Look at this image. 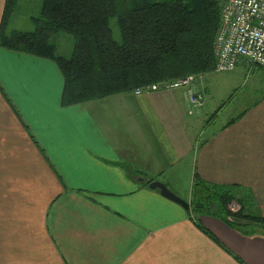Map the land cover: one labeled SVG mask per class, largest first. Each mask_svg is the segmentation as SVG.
Here are the masks:
<instances>
[{"label": "crops", "instance_id": "0c3cea01", "mask_svg": "<svg viewBox=\"0 0 264 264\" xmlns=\"http://www.w3.org/2000/svg\"><path fill=\"white\" fill-rule=\"evenodd\" d=\"M221 73L195 114L184 89L63 107L54 61L0 46V264H264L263 230L194 217L149 185H240L264 216V68ZM216 92L218 126L205 116Z\"/></svg>", "mask_w": 264, "mask_h": 264}, {"label": "trees", "instance_id": "16d2710c", "mask_svg": "<svg viewBox=\"0 0 264 264\" xmlns=\"http://www.w3.org/2000/svg\"><path fill=\"white\" fill-rule=\"evenodd\" d=\"M223 0H44L34 31H7L16 1L7 0L0 46L54 61L64 79L68 107L215 68L213 43ZM116 18L120 38L113 35ZM75 39L70 57L56 54L50 37ZM238 204V210L231 206ZM191 215L215 217L245 235L264 231L251 193L240 185L210 184L195 177ZM205 231V230H204ZM211 238L217 239L208 231Z\"/></svg>", "mask_w": 264, "mask_h": 264}, {"label": "built area", "instance_id": "2783aa9c", "mask_svg": "<svg viewBox=\"0 0 264 264\" xmlns=\"http://www.w3.org/2000/svg\"><path fill=\"white\" fill-rule=\"evenodd\" d=\"M215 71H233L245 59L251 71L264 68V0H224L214 40ZM184 89L189 114L199 113L206 102L204 74H192L134 91L135 94Z\"/></svg>", "mask_w": 264, "mask_h": 264}, {"label": "rangeland", "instance_id": "374dc122", "mask_svg": "<svg viewBox=\"0 0 264 264\" xmlns=\"http://www.w3.org/2000/svg\"><path fill=\"white\" fill-rule=\"evenodd\" d=\"M16 1V0H15ZM36 6L37 0H21L19 3V7L17 9V11H15V16L10 18V24L8 27V30L11 31H34V29L36 28V24L34 22V18H32V14L30 15V11H32L33 9L30 10V6L29 5L30 2H33ZM152 2H161V1H167V0H149ZM224 4V0L222 2V7ZM17 5V1L15 6ZM222 12V11H221ZM40 13V12H39ZM16 14H18L16 16ZM33 15H36L35 17L39 16L40 14H35L33 13ZM9 22V21H8ZM110 24L111 27L113 29V35L114 37L119 40L120 38V33L117 27V22H116V18H111L110 19ZM7 30V31H8ZM217 34V33H216ZM216 37V36H215ZM50 42L55 44L56 46V54L62 57H70L73 53V49H74V44H75V39L71 34L65 33V32H59L55 35H52L50 37ZM215 40V39H214ZM214 45V43H213ZM201 74V73H199ZM204 74V87H206L205 82L207 80V77L209 78V80H214L216 78H221L222 76L227 75V73H219L215 71V68L213 71L208 72V73H202ZM145 87V86H144ZM206 92V89H205ZM214 92V91H213ZM226 94V93H225ZM225 94L223 92H216L215 96H213V94H210V97L208 98V104L205 108V116L208 118V120H211V123H215L217 126L221 123H224L227 121V112L224 111V108L219 112V114L217 115L214 112V107L217 109V103L220 102L223 104H226L228 101V97L227 94L225 96ZM206 104V102H205ZM205 106V105H204ZM204 108V107H203ZM203 108L201 109L203 111ZM214 112V113H213ZM185 181L181 182L179 180V184H178V189L179 191L176 193L179 197H181L182 199H187L190 197V192H191V183L187 184V178H184ZM189 183V182H188ZM190 203V201H189ZM231 208L236 211L239 208L238 204H233L231 206Z\"/></svg>", "mask_w": 264, "mask_h": 264}, {"label": "water", "instance_id": "95a60500", "mask_svg": "<svg viewBox=\"0 0 264 264\" xmlns=\"http://www.w3.org/2000/svg\"><path fill=\"white\" fill-rule=\"evenodd\" d=\"M149 185H150V188L159 190L160 193L164 197H166V198H168V199L180 204L185 209H188L190 207V203L187 200H184L181 197H179L175 192L170 190L168 188V186L166 184H164L163 182H161V181H152V182H150Z\"/></svg>", "mask_w": 264, "mask_h": 264}]
</instances>
